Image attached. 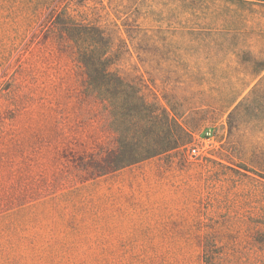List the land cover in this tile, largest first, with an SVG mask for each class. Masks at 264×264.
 Returning a JSON list of instances; mask_svg holds the SVG:
<instances>
[{"label":"rangeland","instance_id":"rangeland-1","mask_svg":"<svg viewBox=\"0 0 264 264\" xmlns=\"http://www.w3.org/2000/svg\"><path fill=\"white\" fill-rule=\"evenodd\" d=\"M214 243L264 264V0H0V264Z\"/></svg>","mask_w":264,"mask_h":264},{"label":"trees","instance_id":"trees-1","mask_svg":"<svg viewBox=\"0 0 264 264\" xmlns=\"http://www.w3.org/2000/svg\"><path fill=\"white\" fill-rule=\"evenodd\" d=\"M219 253L215 243L206 246L203 254L204 264H225Z\"/></svg>","mask_w":264,"mask_h":264},{"label":"built area","instance_id":"built-area-1","mask_svg":"<svg viewBox=\"0 0 264 264\" xmlns=\"http://www.w3.org/2000/svg\"><path fill=\"white\" fill-rule=\"evenodd\" d=\"M213 136H214L213 131L211 128H209L205 132V136L200 138L198 143L191 148L192 153L193 154L199 153L201 149L205 148L206 144L212 140Z\"/></svg>","mask_w":264,"mask_h":264}]
</instances>
